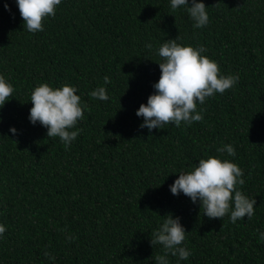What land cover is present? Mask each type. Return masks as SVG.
Returning <instances> with one entry per match:
<instances>
[{"label": "trees", "instance_id": "1", "mask_svg": "<svg viewBox=\"0 0 264 264\" xmlns=\"http://www.w3.org/2000/svg\"><path fill=\"white\" fill-rule=\"evenodd\" d=\"M204 3L209 22L196 29L169 0H61L43 31L30 33L15 0H0V73L14 86L0 108V264H154L162 248L150 235L168 213L187 232L191 255L180 264H264L256 231L264 230V0ZM177 36L239 79L197 105L200 121L149 133L136 110L159 79L157 48ZM44 82L77 86L87 104L70 145L28 120L31 92ZM98 86L108 100L88 95ZM227 143L235 156L223 158L241 167L239 188L256 199L252 218L236 223L169 190L178 172Z\"/></svg>", "mask_w": 264, "mask_h": 264}, {"label": "clouds", "instance_id": "2", "mask_svg": "<svg viewBox=\"0 0 264 264\" xmlns=\"http://www.w3.org/2000/svg\"><path fill=\"white\" fill-rule=\"evenodd\" d=\"M60 3L61 0H15L23 29L30 33L43 31V21L55 15L56 6ZM169 6L172 10L183 8L193 22V28H203L209 22L204 0H169ZM4 8L10 11L8 3L4 4ZM177 40L178 36L166 39L157 48V54L162 58L158 63L159 79L153 83L154 92L148 96L147 102L141 103L136 110V115L143 118L139 127L147 128L149 133L153 129H162L168 123L178 127L182 122L190 125L200 121L203 109L197 111V105H203L206 98L216 93L225 92L239 79L238 73L222 74L218 61L205 55L203 45L182 44ZM145 47L151 49L153 46L151 42H146ZM103 80L107 85L110 77L105 75ZM13 92L11 81L0 73V108L13 97ZM77 93L75 85L39 83L30 95L29 122L45 127L47 137H58L63 144L70 145L81 131L76 124L87 108ZM88 95L99 100L109 98L105 86H98ZM17 131L10 126L9 132L16 134ZM216 152L221 155L201 158L190 171L178 172L169 190L173 195L189 197L209 218H223L228 214L232 223L245 217L250 220L254 215L256 199L239 188L245 183L241 167L222 155L227 153L234 157L235 148L231 143L222 144ZM163 217L162 223L150 235L151 245L158 244L162 248V254L154 256V264H170L169 255L176 257V264H180L191 255L190 249L183 243L187 232L179 216L168 213ZM6 230V225L0 222V237ZM256 231L258 241H264V230ZM44 255L49 256V253L46 251Z\"/></svg>", "mask_w": 264, "mask_h": 264}]
</instances>
